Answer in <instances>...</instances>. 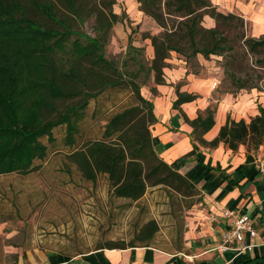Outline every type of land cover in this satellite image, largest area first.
I'll return each mask as SVG.
<instances>
[{"label":"trees","instance_id":"obj_1","mask_svg":"<svg viewBox=\"0 0 264 264\" xmlns=\"http://www.w3.org/2000/svg\"><path fill=\"white\" fill-rule=\"evenodd\" d=\"M137 1L162 30L143 34L153 46L152 59L146 57L145 47L129 43L124 65L135 69L124 72L105 51L113 27L123 20L114 8L117 0H0V175L39 170L36 161L48 153L41 139L53 142L54 129L65 126V142L71 148L66 170L75 167L92 183L107 177L114 197L138 202L155 187L183 198L200 195L156 153L152 127L157 117L142 88L153 73L156 83L164 84V68L175 52L187 61L198 55L222 56L225 76L234 88L230 94L264 92V35H249L243 15L224 12L211 0ZM206 16L215 26L204 24ZM88 21L94 35L84 29ZM109 89L128 91L133 104L109 117L100 139L82 140L87 108ZM197 98L178 94L174 108ZM258 108L260 114L249 122L228 116L211 142L204 136L215 125L216 106L194 120L184 118L193 128L194 142L257 151L264 145V108ZM159 230L157 221L150 220L131 243L110 242L98 249L150 246Z\"/></svg>","mask_w":264,"mask_h":264},{"label":"rangeland","instance_id":"obj_2","mask_svg":"<svg viewBox=\"0 0 264 264\" xmlns=\"http://www.w3.org/2000/svg\"><path fill=\"white\" fill-rule=\"evenodd\" d=\"M223 7L224 12L241 14L230 11L227 5ZM114 8L123 20L112 29L105 47L106 56L118 63L124 72L131 71L135 67L124 65L129 43L145 47V55L149 58L152 44L150 40L146 43L143 34L148 31L158 34L162 28L149 16L143 17L137 0H117ZM245 19L247 33L252 35V22ZM204 24H207L206 20ZM84 29L89 34L95 33L89 21ZM168 63L170 67L183 64L187 74L216 76L213 82L216 85L215 99L234 91L231 79L225 76L222 56L205 58L198 55L187 61L184 56L173 52ZM144 77L141 73L139 79ZM263 82L264 78L260 84ZM143 87H150V80ZM132 104L128 91H105L87 108L80 129L81 139H100L109 117ZM65 128L54 129L53 142L47 137L41 139L48 153L44 160L36 161L39 170L27 175H0V264H18L21 258L28 260L27 253L35 251L54 250L76 255L110 242L129 244L150 220H156L162 230V239L157 245L168 250L179 246L184 225L194 216L193 212L201 208L203 198L200 195L183 198L163 187L149 189L138 202L114 197L107 177L100 176L92 183L83 180L75 167L66 170V154L71 148L65 142Z\"/></svg>","mask_w":264,"mask_h":264},{"label":"crops","instance_id":"obj_3","mask_svg":"<svg viewBox=\"0 0 264 264\" xmlns=\"http://www.w3.org/2000/svg\"><path fill=\"white\" fill-rule=\"evenodd\" d=\"M212 1L220 10L225 11L223 6L227 5L230 11L236 10L250 20L253 36L264 35V0ZM205 20L207 27L215 26L210 16ZM148 52L152 59L153 46ZM214 79L217 77L211 74L207 77L187 74L185 66L178 63L164 68V84L156 83L153 73L150 87L142 88L143 96L154 104L157 117L152 127L156 153L189 179L203 198L201 208H197L184 225L179 246L168 250L157 245L162 239L160 229L150 246L96 249L76 255L54 250L35 251L27 253L28 260L21 258L18 264H264V177L258 173V162L264 158V145L257 151H248L246 146L232 151L223 143L215 148L206 147L192 141L193 128L184 118L186 115L194 120L215 103V125L204 136L211 142L228 116L249 122L259 115L258 107L264 108V92L253 89L215 99ZM178 94H192L198 98L174 108ZM226 210L250 217L258 232L255 238L246 239L252 247L237 257L233 251L219 249L232 225V221L223 216Z\"/></svg>","mask_w":264,"mask_h":264},{"label":"built area","instance_id":"obj_4","mask_svg":"<svg viewBox=\"0 0 264 264\" xmlns=\"http://www.w3.org/2000/svg\"><path fill=\"white\" fill-rule=\"evenodd\" d=\"M258 173L264 177V158L258 162ZM223 216L232 221L230 230L224 235V242L219 247L222 252L233 251L235 256L242 254L252 246L247 244L246 239L255 238L258 234L250 217L238 215L233 210H226Z\"/></svg>","mask_w":264,"mask_h":264}]
</instances>
